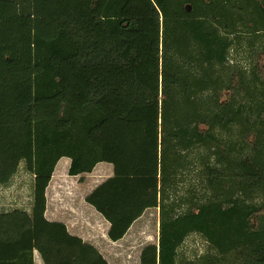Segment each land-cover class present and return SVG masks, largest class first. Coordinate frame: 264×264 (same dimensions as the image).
<instances>
[{
	"label": "trees",
	"instance_id": "16d2710c",
	"mask_svg": "<svg viewBox=\"0 0 264 264\" xmlns=\"http://www.w3.org/2000/svg\"><path fill=\"white\" fill-rule=\"evenodd\" d=\"M262 57L264 0H0V186L34 176L30 211L0 212V264H110L45 215L63 157L113 165L86 197L110 240L159 209L140 264H264Z\"/></svg>",
	"mask_w": 264,
	"mask_h": 264
},
{
	"label": "rangeland",
	"instance_id": "374dc122",
	"mask_svg": "<svg viewBox=\"0 0 264 264\" xmlns=\"http://www.w3.org/2000/svg\"><path fill=\"white\" fill-rule=\"evenodd\" d=\"M239 58L243 59L241 62L244 65L248 64L245 54L241 53ZM262 58L264 59V57ZM259 63L261 66V60ZM226 96L224 94L222 98ZM102 165L89 176L85 174L84 181H81L80 177H76L71 182H68V177L65 175V181L62 183L61 179L63 178L58 179L56 177L51 187L52 189L57 187L59 191V198H57L61 201V204L57 207L54 203L50 204L49 207L47 206L45 215L49 220L64 222L67 227L69 226L68 231L70 233L81 237L85 242L95 245L110 264H140L142 249L151 243L158 244L159 209L151 208L146 210L145 214L127 232L128 235L125 240L118 244H112L106 233L110 228V223L104 219L105 217L100 212L102 216L85 204L86 197L105 179L114 174L112 164L105 163ZM63 166V161L59 162L56 170L60 171ZM190 177V175L186 176L183 184L187 185L189 179H192ZM33 180V173L22 163L11 181L0 186V212L14 208H25L30 211ZM84 182L85 184L80 185V183ZM186 185L183 186L186 187ZM184 189L181 188L177 195L183 196L186 193ZM55 196L49 192L48 200L52 202ZM208 250L207 242L199 234L194 233L186 239L180 249V253L194 259ZM34 254L35 264H44L37 250H35Z\"/></svg>",
	"mask_w": 264,
	"mask_h": 264
},
{
	"label": "crops",
	"instance_id": "0c3cea01",
	"mask_svg": "<svg viewBox=\"0 0 264 264\" xmlns=\"http://www.w3.org/2000/svg\"><path fill=\"white\" fill-rule=\"evenodd\" d=\"M63 161V169H61L60 171H58V170H56L57 169V165H56V168H55V171H54V173H53V176H52V179H51V181H50V183H49V186H48V188H47V191H46V196H47V206L49 207L50 206V204H52V203H54L55 204V206L57 207L58 205H60L61 204V201L58 199L59 198V191L57 190V187H55V188H53L52 189V187H51V184L53 183V181H54V179L56 178V177H58V179H60V178H63V179H61V181H62V183H63V181H65V179L64 178H66V176L68 177V182H71L72 181V179H74V178H78V177H80V180L81 181H84L85 180V176L87 175V176H89L91 173H93L94 171H96V170H98V168L99 167H101V166H103L102 164H105V163H107V162H101V163H99V164H97L96 166H95V168L93 169V171L92 172H90V173H86V175L84 174L82 177H81V175H77V176H71L70 174H69V168H70V165H71V159L69 158V157H63V158H61L60 160H59V162H62ZM58 162V163H59ZM57 163V164H58ZM110 164V163H109ZM108 168H110V167H108ZM57 174V175H56ZM66 175V176H65ZM57 183H59V181H57ZM83 184H85V182L84 183H80V185H83ZM87 186H88V184H87ZM80 188V187H79ZM77 190H78V188H77ZM49 192H51L52 194H54V195H56L55 197H54V199H53V201L52 202H50L49 200H48V197H49ZM90 192V191H89ZM58 197V198H57ZM85 199V198H84ZM85 204L87 205V206H89V207H91V208H93L97 213H99L96 209H95V207H93L91 204H89V203H87V201L85 200ZM156 209V208H155ZM100 214V213H99ZM145 214V213H144ZM143 214V215H144ZM101 215V214H100ZM142 215V216H143ZM102 216V215H101ZM141 216V217H142ZM140 217V218H141ZM104 218V217H103ZM105 219V218H104ZM139 219V218H138ZM137 219V220H138ZM106 220V219H105ZM137 220L133 223V225L137 222ZM107 221V220H106ZM108 222V221H107ZM109 223V222H108ZM132 225V226H133ZM67 226V225H66ZM131 226V227H132ZM67 228H69V226L67 227ZM131 229V228H130ZM130 229H129V231H130ZM109 230V229H108ZM128 231V232H129ZM107 233V236H108V232H106ZM127 235H128V233L122 238V239H120V240H118V241H110V242H112V244H118V243H120V242H122V241H124L125 240V238L127 237ZM109 238V237H108ZM109 240V239H108ZM42 259V258H41Z\"/></svg>",
	"mask_w": 264,
	"mask_h": 264
}]
</instances>
